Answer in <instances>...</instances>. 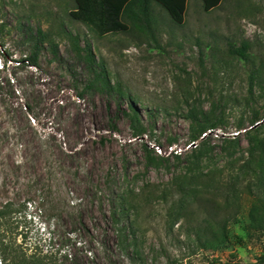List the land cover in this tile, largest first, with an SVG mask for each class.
I'll return each instance as SVG.
<instances>
[{
	"label": "rangeland",
	"instance_id": "rangeland-1",
	"mask_svg": "<svg viewBox=\"0 0 264 264\" xmlns=\"http://www.w3.org/2000/svg\"><path fill=\"white\" fill-rule=\"evenodd\" d=\"M0 7V209L9 205L0 216V264L34 255L57 264H254L264 254V232L248 226L247 195L216 249L195 242V222L169 224L164 203L141 213L128 255L107 222L117 189L156 194L180 176L225 173L248 157L244 131L254 117L264 120V0H223L209 12L188 0L182 25L163 11L149 29L105 36L69 16L71 0ZM37 27L58 44L56 57L40 47L38 68L19 62L32 49L25 33ZM241 41L251 53L245 64L227 49ZM86 49L92 66L78 54ZM99 68L110 88L85 91ZM219 117L201 153L188 147L192 125Z\"/></svg>",
	"mask_w": 264,
	"mask_h": 264
},
{
	"label": "trees",
	"instance_id": "trees-1",
	"mask_svg": "<svg viewBox=\"0 0 264 264\" xmlns=\"http://www.w3.org/2000/svg\"><path fill=\"white\" fill-rule=\"evenodd\" d=\"M73 7L69 16L83 22L98 36L107 34L126 33L138 24L150 28L152 20L157 16L167 13L174 24L182 25L185 20L188 0H71ZM223 0H201L204 11L209 12L218 8ZM4 10L0 7V35L7 29L3 23ZM164 17V16H163ZM27 31V30H26ZM24 41L31 45V51L19 62L26 61L29 65L38 68V53L44 44L50 48L52 55L57 56L58 44L54 41L49 31L40 27L29 29L24 35ZM228 52L236 56L240 63L245 64L250 60L249 44L241 41L239 45L228 42ZM88 65L92 66L93 57L89 49L78 53ZM93 77L87 82L85 91L89 89L110 88L108 76L103 68L93 70ZM81 93L78 97H81ZM130 120L136 121L137 115L130 104ZM26 114L33 112L29 102L23 104ZM192 119L196 120L192 116ZM261 121V122H260ZM223 121L221 117L216 120L206 121L204 124L191 126L189 142L197 141L206 130L218 127ZM258 123L254 126L255 123ZM242 124H239L241 127ZM249 129H245L244 136L248 142V157L245 158L234 170L224 173L214 170L195 177L183 176L172 182L171 187L164 192L154 194V190L141 191L135 194L134 190L127 187L111 192L112 204L108 213L107 222L115 234V246L124 255L131 249L136 250L137 232L135 227L145 208L154 207V202L167 204L166 220L169 224L177 223L181 218L195 222L193 237L195 242L205 248L216 249L229 240L228 224L235 218L240 209V199L243 195L250 197L247 210L248 226L254 231L264 232V120L253 118ZM114 129V125H112ZM241 129V128H239ZM136 135H141L144 129H136ZM199 139L194 147V152L201 153L208 143V134ZM148 164H155L149 158L150 149L144 145ZM197 148V149H196ZM174 155H177L175 153ZM225 175V176H224ZM220 188H223L221 190ZM224 200H220L219 197ZM9 205L4 204L0 209V216L9 210ZM198 213L196 218L192 214ZM109 219V220H108ZM133 251V252H134ZM95 254L89 253L88 257L95 259ZM137 255V254H136ZM7 264H57L56 260L47 256H31L30 259L12 257ZM73 264H76L75 262ZM168 264H176L171 260ZM254 264H264L262 254Z\"/></svg>",
	"mask_w": 264,
	"mask_h": 264
},
{
	"label": "built area",
	"instance_id": "built-area-1",
	"mask_svg": "<svg viewBox=\"0 0 264 264\" xmlns=\"http://www.w3.org/2000/svg\"><path fill=\"white\" fill-rule=\"evenodd\" d=\"M205 134H207V132H206V133H202V135L200 136V139L203 138V137L205 136ZM196 145H197V141H192V142H190V143L188 144V147H194V146H196ZM170 149H171V151L174 150L175 153H176V152H179V151L173 149L172 147H170ZM157 151H158L159 153H161V149H160L159 146L157 147Z\"/></svg>",
	"mask_w": 264,
	"mask_h": 264
},
{
	"label": "water",
	"instance_id": "water-1",
	"mask_svg": "<svg viewBox=\"0 0 264 264\" xmlns=\"http://www.w3.org/2000/svg\"><path fill=\"white\" fill-rule=\"evenodd\" d=\"M260 122H261V121H260ZM260 122L255 123L254 126H256V125H257L258 123H260ZM250 128H251V127H250Z\"/></svg>",
	"mask_w": 264,
	"mask_h": 264
}]
</instances>
